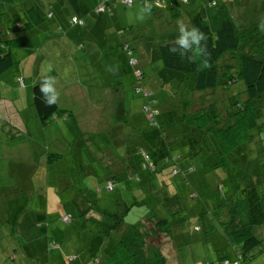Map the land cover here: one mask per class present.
I'll list each match as a JSON object with an SVG mask.
<instances>
[{
	"label": "rangeland",
	"instance_id": "rangeland-1",
	"mask_svg": "<svg viewBox=\"0 0 264 264\" xmlns=\"http://www.w3.org/2000/svg\"><path fill=\"white\" fill-rule=\"evenodd\" d=\"M27 1L17 0L16 3L21 6ZM37 1L43 13L55 0ZM114 1V15L110 16L95 14V0H86L87 10L79 15L83 26L77 25L70 32L65 26L64 30L54 29L52 24L57 16L54 13L52 19H45L41 27L43 31L27 30L25 35L31 40L33 48L11 49L14 65L0 76V264H82L102 241L97 233L101 229L99 220L84 221L89 216L84 218L81 212L88 208L90 199L95 201L90 212L92 216L117 211L123 214L124 224L129 225L144 221L148 211L156 205L168 206L170 200H166V196L179 193L180 189L186 190V196L179 199V208L188 209L182 211L181 216L187 214L188 217L184 221L176 220L171 238L160 241L159 246L168 264H214L221 258L235 260L233 247L218 226L213 227L217 223L211 219L213 216L219 221L220 216L212 215L216 212L214 209L233 197V186L228 178V170H233V166L229 165V169L225 170L221 166L212 169L204 164L196 179L187 177L189 188L181 173L170 177L164 172L152 176L149 179L152 183L148 181L149 184H138L137 180L119 181L113 190L105 189V170L101 166H104L108 155L127 151L133 155L139 149L132 136L127 135L133 134V125L139 129L148 128L150 111L146 112L143 108L147 104L168 107L180 99L176 83L172 80L176 74L163 68L158 47L175 40L178 35L177 21L182 20L189 26L186 17L172 22L164 11L157 14L150 10L142 22L137 20V10L152 0H132L133 4L129 6L123 5V0ZM210 1L221 3L222 0H186L184 10L192 15L203 8L208 15L216 18L217 8L209 5ZM259 1L249 0L248 5H258ZM67 11L69 13L64 15L67 19L76 15L70 9ZM243 11L241 3L235 13L242 15ZM10 19L19 21L22 26L26 24L21 11L11 13L8 18L3 17L2 21ZM98 19L103 20L101 24L97 23ZM24 31L22 29L20 33ZM122 41L134 49L139 59V68L144 74L141 79L142 93L136 91V73L129 63L130 59H135L134 53L125 55L120 46ZM49 65L52 71L47 74L57 80L58 103L67 107L66 112L70 116H55L42 129L31 130L32 136L24 135L28 140L27 146L33 148L34 154L58 156L47 166L45 175L42 172V168H46L44 163H37V160L31 162L27 156H20V150L11 148L17 142L18 134L6 133L10 118L8 111L2 108L7 101L15 99L16 92L29 87L32 79L40 75L42 80ZM23 77L26 78V86ZM115 84L124 99L125 108L128 107L123 115L116 113ZM69 86L75 91L72 97L64 92ZM240 87L243 85L240 84ZM29 88L31 90V86ZM20 100L24 104V98H20L18 105ZM26 113L24 117L28 124L30 118ZM68 120L75 122L71 128L65 124ZM123 120L125 124L120 123ZM118 124L123 125L124 130L118 129ZM257 136L256 139L264 146V130ZM210 137L204 135L203 144L207 146L204 150L199 146L201 155L204 151L215 149L212 142L206 141ZM257 140L249 144L253 154L257 152ZM28 151L32 150L24 147V153L28 155ZM134 157L135 163L139 164L141 159H137L136 155ZM219 161V158H214L210 162L216 164ZM21 163H31L34 168L28 173L18 174L17 165ZM172 206L175 209L177 204ZM22 210L24 213L39 211L35 217L37 224L30 229L32 239L26 233L18 232L13 225L14 221L22 219H16ZM203 214L206 215L201 219ZM64 215L70 219L64 221ZM168 219L171 221L172 217ZM260 230L264 227L256 228L255 233L263 239ZM153 243L157 245L158 240ZM73 253L79 256L70 263L66 258ZM250 255L245 264H264V240L261 247L251 251Z\"/></svg>",
	"mask_w": 264,
	"mask_h": 264
},
{
	"label": "trees",
	"instance_id": "trees-1",
	"mask_svg": "<svg viewBox=\"0 0 264 264\" xmlns=\"http://www.w3.org/2000/svg\"><path fill=\"white\" fill-rule=\"evenodd\" d=\"M81 1L86 3V0ZM16 2L17 0H0V76L14 65L12 48H33L31 40L25 35L27 30L43 31L41 27L45 19L53 18L54 6L51 3L42 13L37 0H29L21 6ZM65 2L77 16L86 11L81 9L80 0ZM113 2L115 1L107 0L110 6ZM248 2L249 0H222L221 3L210 1L209 5L217 8L216 18L208 15L203 8L190 15L184 10L185 0H152L147 3L154 13L167 12L172 22L186 17L189 27L200 28L207 37L211 67H206L202 59L188 62L184 57L170 54L168 49L174 41L160 45L159 60L164 69L176 74L172 80L176 83L180 99L174 105L162 108L147 104L150 111L148 128L144 130L133 125V134L127 135L137 142L138 151L133 155L128 151L124 154L110 153L105 163L103 162L104 166H101L105 170V189L108 190V186L111 188L108 191L113 190L119 181L137 180L138 184L146 183L155 174L164 172L170 177L181 173L189 188L187 177L196 179L204 164L212 169L221 166L225 170L233 166V170H228L233 197L214 209L216 212L212 215L220 216L221 219L217 221L213 216L211 219L217 223L213 227L218 226L226 241L233 247L235 260L221 258L217 260L218 264H245L251 258V251L260 248L264 240V237L261 239L255 233L256 228L264 227V146L256 139L258 133L264 130V32L258 29L264 18V0L251 7ZM241 3L245 11L239 15L235 10L239 9ZM20 11L26 20L24 27L17 20L2 21L3 17L8 18L11 13ZM71 18L72 16L68 21ZM22 29L25 31L20 33ZM120 46L122 51L127 46L135 56L134 49L128 43L122 41ZM135 60L138 63L136 56ZM137 68L141 71L139 63ZM141 73L144 77L143 70ZM41 81L32 85L31 99L39 123L45 126L55 116L64 115L66 118L70 113L62 112L58 104L45 106L39 92ZM185 93L189 96H185ZM196 94L199 97L196 98ZM121 112L122 109L118 108L116 113L120 115ZM120 123L126 122L123 120ZM122 126L117 128L124 130ZM204 135L211 136L206 141L212 142L215 149L204 151L205 154L201 155L199 146L203 150L207 146L203 144ZM116 137L118 138L117 134ZM256 140L258 148L256 154H253L249 144ZM117 142H120L119 138ZM28 147L32 151H28L26 155L31 162L37 160V163H44L46 168L43 167L42 172L46 175L47 166L58 156L38 152L34 154L33 148ZM134 155L141 159L139 164L135 163ZM214 158H219L220 161L212 164L210 161ZM222 159H225L224 163ZM20 165H17V173H28L27 167L22 166L25 169H20ZM46 177L44 180L47 183ZM185 192L186 190L180 189L179 193L166 196L171 204H177L175 209L170 207V203V206L156 205L148 211L144 221L129 225L124 224L123 214L117 211L92 216L90 212L95 201L90 199L87 202L88 208L81 212L84 218L89 216L84 221L99 220L101 229L97 233L102 241L91 256L84 258L82 264H168L159 244L162 238H171L176 220L184 221L188 217L187 214L181 216L182 211L188 209L179 208V199L186 196ZM38 212L33 210L24 213L22 210L16 216V219H22L19 218L13 224L18 232L26 233L32 239L33 232L30 229L37 224L35 217ZM204 215L206 214L200 218ZM169 216L172 217L171 221ZM62 218L66 219L64 221L70 219L66 215ZM260 232L264 236V230ZM154 240H158L157 245L153 243ZM48 250L51 251V248ZM77 256L79 255L75 253L68 254L66 260L74 262Z\"/></svg>",
	"mask_w": 264,
	"mask_h": 264
},
{
	"label": "crops",
	"instance_id": "crops-1",
	"mask_svg": "<svg viewBox=\"0 0 264 264\" xmlns=\"http://www.w3.org/2000/svg\"><path fill=\"white\" fill-rule=\"evenodd\" d=\"M97 3V0H95V5ZM78 4V2H77ZM53 15L52 16H55V14L57 15L55 17V21L54 23L52 24V26L54 27V29H59V30H64V26L68 29V32L71 31V29H74L75 27H69L70 24H69V21L67 19V17H64L65 14H68L69 12L67 11L69 8L66 6V2L65 0H60V1H54L53 3ZM87 3H83V1L80 0V7L82 10H87ZM94 8V7H93ZM85 12V11H84ZM55 13V14H54ZM114 15V13H112ZM72 17L76 16V15H71ZM70 16V17H71ZM78 18H80L79 16H76ZM81 19V18H80ZM82 20V19H81ZM103 20L101 19H98L97 20V23L101 24ZM83 22V21H82ZM108 23V22H107ZM83 26V24H82ZM77 27V26H76ZM91 31H93V28L91 29ZM48 36H49V39H50V35H49V32H48ZM81 49V47H80ZM117 73V71H116ZM23 80H24V86H26V78L23 77ZM41 80V76L38 75L36 77V79H32V82L29 84V87L31 86L32 87V84L34 85L37 81H40ZM116 86V89L115 91L113 92L115 94V99L116 101L118 102L116 104V109L118 108H121L122 109V112H126L127 108H125V105H124V99L117 87V84H115ZM26 86V89L23 90L22 92H16V97L13 101H7V105L2 108V109H5L7 112V114L9 115V118H10V121L7 123L8 124V128H7V131L6 133L7 134H18V137H17V142H15V144L13 145V147H11L12 149H17V150H20V156H27L25 153H24V147H28L26 145V141H28L24 135L27 134V136H32V132L31 130H34V129H42V125L39 123L37 117L35 116V111H34V108L32 106V99H31V90L30 88ZM64 92L65 94L68 96V97H72V95H75V91H73L71 89V87H67L64 89ZM20 98H24V104L23 102L20 100L19 101V105L17 103V100L20 99ZM58 104V107L60 108V110L62 112H66L67 111V107L66 106H63L61 107ZM1 105V104H0ZM1 109V108H0ZM28 112V116L30 118V122L27 124L26 121H25V115H27ZM70 116V115H69ZM65 124H68L69 127L71 128L72 126H74L75 122L72 120H68L67 122H65ZM64 126V124H62ZM11 138V137H9ZM29 148V147H28ZM30 155V153H29ZM28 157V156H27ZM29 158V157H28ZM22 166H26L27 170H30L32 169L33 167V164L31 163H21L20 165V169H25L24 167Z\"/></svg>",
	"mask_w": 264,
	"mask_h": 264
},
{
	"label": "clouds",
	"instance_id": "clouds-1",
	"mask_svg": "<svg viewBox=\"0 0 264 264\" xmlns=\"http://www.w3.org/2000/svg\"><path fill=\"white\" fill-rule=\"evenodd\" d=\"M150 10V5L139 8L136 13V19L142 22L150 13ZM258 29L264 32V18L261 19ZM177 30L178 35L172 46L169 47V53L184 57L188 62H195L197 59H202L206 67H211L209 63L211 53L208 48L206 34L198 27H189L182 20L177 21ZM51 71L52 66L49 65L39 84V92L42 95L45 106L48 107L56 105L60 97V93L55 86L57 83L56 77L47 74Z\"/></svg>",
	"mask_w": 264,
	"mask_h": 264
},
{
	"label": "built area",
	"instance_id": "built-area-1",
	"mask_svg": "<svg viewBox=\"0 0 264 264\" xmlns=\"http://www.w3.org/2000/svg\"><path fill=\"white\" fill-rule=\"evenodd\" d=\"M122 4L126 5V6H129V5L132 4V0H123ZM93 11H94L95 14H105L106 13V14H109L111 16L112 13H113V7L107 4V0H97V3H96V5L93 8ZM69 24H70V26H75V25H82L83 22H82V20L80 18L74 16V17H72L69 20ZM123 52L127 56L131 55V51L129 50V48L127 46H124ZM129 63L134 68V72L136 73V78H137L136 91L138 93H142V89H143L141 87L142 73L137 68V64L138 63H137V61L135 59H130ZM144 110L147 112V111H149V108L147 106H145ZM148 118L150 119L149 116H148ZM107 188H108V190L111 189L110 186H108ZM64 220H66V219H64ZM224 264H228V262H224Z\"/></svg>",
	"mask_w": 264,
	"mask_h": 264
}]
</instances>
